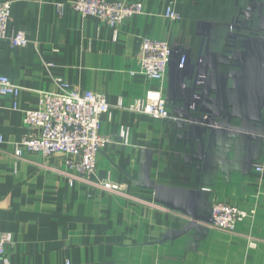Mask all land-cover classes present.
I'll list each match as a JSON object with an SVG mask.
<instances>
[{"label": "crops", "instance_id": "1", "mask_svg": "<svg viewBox=\"0 0 264 264\" xmlns=\"http://www.w3.org/2000/svg\"><path fill=\"white\" fill-rule=\"evenodd\" d=\"M2 1L11 2L7 34L29 40L0 41V76L21 89L19 111L0 95V231L11 264H264V0H127L143 12L116 39L96 18L60 12L69 0ZM167 8L179 18H165ZM144 38L184 54V68L160 82L139 74ZM59 82L111 106L101 134L113 142L92 180L124 193L70 184L60 154L15 156L36 133L20 111L36 110ZM149 90H160L167 119L115 107ZM215 203L254 215L233 232L213 229Z\"/></svg>", "mask_w": 264, "mask_h": 264}, {"label": "built area", "instance_id": "2", "mask_svg": "<svg viewBox=\"0 0 264 264\" xmlns=\"http://www.w3.org/2000/svg\"><path fill=\"white\" fill-rule=\"evenodd\" d=\"M64 6H69L83 18H96L112 31L114 39L129 19L143 12L140 3L127 0H69L58 5L60 12ZM10 9L11 2H0V41L6 40L13 48H24L29 43L24 33L7 34ZM164 17L170 20L179 18L172 8L164 11ZM186 61L184 54L175 52L166 42L144 38L138 56V73L160 82L172 65L182 70ZM58 88L56 94L40 92L36 110L20 111L24 126L36 133L16 144L15 156H21V148L43 157L60 154L64 157L60 172L70 178V184L74 180L93 182L103 190L124 193L123 186L92 180L97 171V154L113 142L112 138L101 134L102 117L109 114L111 106L101 94L79 91L62 82ZM20 91L7 77L0 76V95L12 100L11 109L14 111H19L17 100ZM115 107L156 120L168 118L160 90H149L143 99L136 100L127 108H123L120 102ZM2 109L0 103V111ZM127 139V129L121 128L119 143L126 144ZM253 215V210L244 212L226 203H215L206 223L213 229L233 232L238 222ZM8 242V235L0 231V264H11L6 251Z\"/></svg>", "mask_w": 264, "mask_h": 264}, {"label": "rangeland", "instance_id": "3", "mask_svg": "<svg viewBox=\"0 0 264 264\" xmlns=\"http://www.w3.org/2000/svg\"><path fill=\"white\" fill-rule=\"evenodd\" d=\"M92 185L93 186H95V187H97L93 182H92ZM99 188V187H98ZM100 190H103V189H101V188H99ZM108 245H111V246H109L110 248H109V250H108V252H112L113 254H114V252L116 251L115 249H116V242L115 241H108V242H106ZM111 259H115L114 258V256L113 257H111Z\"/></svg>", "mask_w": 264, "mask_h": 264}]
</instances>
